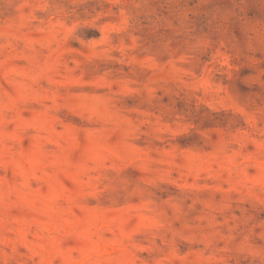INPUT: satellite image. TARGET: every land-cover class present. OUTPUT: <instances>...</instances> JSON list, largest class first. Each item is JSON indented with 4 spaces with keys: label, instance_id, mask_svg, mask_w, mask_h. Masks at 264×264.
I'll use <instances>...</instances> for the list:
<instances>
[{
    "label": "rangeland",
    "instance_id": "1",
    "mask_svg": "<svg viewBox=\"0 0 264 264\" xmlns=\"http://www.w3.org/2000/svg\"><path fill=\"white\" fill-rule=\"evenodd\" d=\"M0 264H264V0H0Z\"/></svg>",
    "mask_w": 264,
    "mask_h": 264
}]
</instances>
